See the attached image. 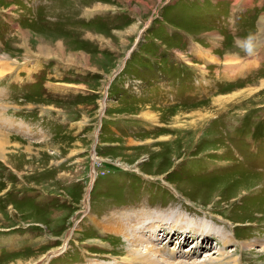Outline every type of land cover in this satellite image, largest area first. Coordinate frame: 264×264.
I'll list each match as a JSON object with an SVG mask.
<instances>
[{
  "label": "rangeland",
  "instance_id": "obj_1",
  "mask_svg": "<svg viewBox=\"0 0 264 264\" xmlns=\"http://www.w3.org/2000/svg\"><path fill=\"white\" fill-rule=\"evenodd\" d=\"M244 1L0 0V264H121L132 239L151 264H264Z\"/></svg>",
  "mask_w": 264,
  "mask_h": 264
},
{
  "label": "bare ground",
  "instance_id": "obj_2",
  "mask_svg": "<svg viewBox=\"0 0 264 264\" xmlns=\"http://www.w3.org/2000/svg\"><path fill=\"white\" fill-rule=\"evenodd\" d=\"M245 39V38H244ZM245 43V41H242V44H244ZM221 97V96H220ZM224 101L225 99H221V100H218L219 102H221V101ZM218 102V103H219ZM221 105V104H220ZM102 113H103V110H100V115L102 116ZM152 118V116L151 115H149V114H144V118ZM154 121V120H153ZM3 143H4V141H3ZM3 143L1 144L0 143V145L2 146L3 145ZM0 149H2V148H0ZM3 151V150H2ZM94 175V174H93ZM110 219H112V218H110ZM115 218H113L112 219V221L114 222L115 220H114ZM117 219H120V217H118ZM120 221V220H119ZM152 225H154V224H152ZM154 226H156V228H157V230H158V228H159V224L158 225H154ZM145 231V230H144ZM116 233H118V232H116ZM142 233V230H141V232H140V234ZM119 234V233H118ZM226 234V233H225ZM227 235H228V233H227ZM226 235V236H227ZM129 236V235H128ZM132 237V236H131ZM147 239H154V233L153 234H147L146 236H145ZM231 237V236H230ZM67 238V237H66ZM135 240H131V242H130V244H131V246H132V249L130 250H127L128 251V256H126V258H122L121 260H122V262H121V264H134V262H135V260H137V258L140 260V263L139 264H151V263H153L154 261H155V259H156V257H157V255H158V252L156 253V251H152V249H147V248H145V251H142V252H140L138 249H136V247L137 246H139V244H137V243H135L134 242ZM246 248L248 247V244H245L244 245ZM135 247V248H134ZM128 248H129V246H128ZM62 251H63V249H62ZM222 256H223V254H221ZM131 257V258H130ZM127 258H130V259H128V261H125ZM228 258V257H227ZM227 258H224V259H222L221 257H220V259H218V258H216V259H208L207 258V260H203V261H198L197 263H191V264H236V261H235V259L233 258V257H229L230 259H227ZM222 259V260H221ZM161 261V260H160ZM161 263V262H160ZM176 263V262H175ZM162 264V263H161ZM168 264V263H167ZM176 264H188V263H176ZM189 264H190V262H189Z\"/></svg>",
  "mask_w": 264,
  "mask_h": 264
},
{
  "label": "crops",
  "instance_id": "obj_3",
  "mask_svg": "<svg viewBox=\"0 0 264 264\" xmlns=\"http://www.w3.org/2000/svg\"><path fill=\"white\" fill-rule=\"evenodd\" d=\"M237 1H239V0H232V3H233V6H236L235 4H238V2ZM223 3H224V1H222ZM235 2V3H234ZM261 2H263V0L262 1H256V0H245L244 2H243V6H245V7H249V8H257V9H260V10H258L259 12H258V14L256 15V17H255V20L257 19V22H258V19L259 18H261L260 19V23H261V21H262V23H264V6L262 5L261 6ZM230 7V6H229ZM229 7H228V9H229ZM259 15H260V17H259ZM228 21H229V23H231V18H229L228 19ZM256 26V25H255ZM252 32H253V30H252ZM255 35L256 34H254L253 33V35L251 36V37H253L254 39H256L255 38ZM250 36V35H249ZM249 36H241V38L243 37V38H248ZM240 39V38H239ZM259 44L261 43V41H259L258 42ZM260 45H258V46H255V53H257V50H261V48L259 47ZM263 46V45H262ZM261 46V47H262ZM245 49H243V50H240V51H243L242 53H245L246 51H244ZM262 51V50H261ZM236 53H234V54H238V52L237 51H235ZM247 53H245V55H246ZM258 54V53H257ZM8 195L14 200V201H17V202H24L25 203V201H27L26 203H30L29 205H32V206H34L33 204H32V202L30 201V199H29V202H28V197L27 196H25V195H19V194H12V193H8ZM16 206H17V204H16ZM31 206V207H32ZM35 207V206H34ZM17 208H18V206H17ZM20 208V207H19ZM36 208V207H35Z\"/></svg>",
  "mask_w": 264,
  "mask_h": 264
},
{
  "label": "clouds",
  "instance_id": "obj_4",
  "mask_svg": "<svg viewBox=\"0 0 264 264\" xmlns=\"http://www.w3.org/2000/svg\"><path fill=\"white\" fill-rule=\"evenodd\" d=\"M243 48L245 51H247L249 54H251L253 50V37L249 36L245 43L243 44Z\"/></svg>",
  "mask_w": 264,
  "mask_h": 264
},
{
  "label": "water",
  "instance_id": "obj_5",
  "mask_svg": "<svg viewBox=\"0 0 264 264\" xmlns=\"http://www.w3.org/2000/svg\"><path fill=\"white\" fill-rule=\"evenodd\" d=\"M131 52H132V48H131ZM130 52V53H131ZM128 57H126V58H124V61L127 59ZM118 69H116V71H117ZM116 71L114 72V73H116ZM115 74H112V76H111V78L114 76ZM105 98L103 97V99L102 100H104Z\"/></svg>",
  "mask_w": 264,
  "mask_h": 264
}]
</instances>
